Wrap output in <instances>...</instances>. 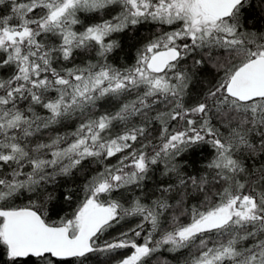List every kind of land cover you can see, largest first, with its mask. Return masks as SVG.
<instances>
[{
  "label": "snow or ice",
  "instance_id": "6c2138e0",
  "mask_svg": "<svg viewBox=\"0 0 264 264\" xmlns=\"http://www.w3.org/2000/svg\"><path fill=\"white\" fill-rule=\"evenodd\" d=\"M0 264H264V0H0Z\"/></svg>",
  "mask_w": 264,
  "mask_h": 264
}]
</instances>
